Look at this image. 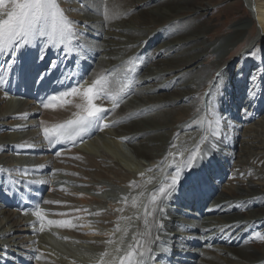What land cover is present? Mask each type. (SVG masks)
Wrapping results in <instances>:
<instances>
[{"label": "bare ground", "instance_id": "1", "mask_svg": "<svg viewBox=\"0 0 264 264\" xmlns=\"http://www.w3.org/2000/svg\"><path fill=\"white\" fill-rule=\"evenodd\" d=\"M79 1L76 21L83 26L73 27L70 43L0 53V239L13 247L0 244V264L4 251L20 264H109L102 254L134 215L135 234L120 243L127 247L122 256L144 253L132 264H264V0H219V25L208 24L212 0H132V10L131 0ZM106 1L118 9L115 20ZM61 54L66 61L44 72ZM38 71L53 78L34 81ZM98 77L118 107L78 145L57 138L52 130L83 114L76 105L85 101L51 97ZM94 103L111 108L110 99ZM216 113L227 126L216 123ZM185 130L181 145L169 151ZM119 143L146 164L125 157ZM197 144L212 152L211 160L183 167L179 190L162 197L159 188ZM52 174L65 176V185L51 186ZM140 190L142 207L131 214L125 194ZM108 191L124 201L93 195ZM37 209L43 221L33 215ZM50 219L69 224L48 225Z\"/></svg>", "mask_w": 264, "mask_h": 264}, {"label": "snow or ice", "instance_id": "2", "mask_svg": "<svg viewBox=\"0 0 264 264\" xmlns=\"http://www.w3.org/2000/svg\"><path fill=\"white\" fill-rule=\"evenodd\" d=\"M74 35L72 22L69 21L63 11L58 7L55 0H0V53L7 52L9 57L16 56L22 49L30 45L48 48H56L65 46L66 40L70 43ZM11 49L12 51H8ZM60 51H64V47H60ZM71 52H65L67 56ZM40 60L44 59V54L39 56ZM15 63L14 60L10 61ZM55 66V64H53ZM219 77V73L217 74ZM43 77H41V80ZM81 96L85 104L76 105L82 109V113H77V119L68 121L64 125H58L52 130L53 134L60 135L62 139L74 141L77 137L82 136L89 129L99 126L102 121L107 118V113L118 107V98L114 95H109L105 89L104 77H98L92 81L91 85L84 86L78 83L72 87L70 91L61 93L60 97L53 96L51 100L55 101L62 97ZM111 100V108H105L102 105H97L94 100ZM45 107L52 106L51 104L44 105ZM224 121L226 126V118L221 113H216V123ZM104 127L109 125L105 123ZM59 130V131H58ZM213 136H219L218 131H213ZM49 131L45 129V138H48ZM206 138L202 137V141ZM199 153V155H198ZM212 152L210 150L202 151L200 145L197 144L195 150L183 162V166H178L174 175H171L170 181H165V184L159 188V192L163 196H170L173 191L179 190L181 181V172L183 167L189 170L194 165L202 166L205 160H211ZM192 192H195V185L192 187ZM155 199V197H153ZM162 211V209H161ZM33 215L43 221L44 217L42 210L37 209ZM48 225L67 226L69 221L48 220ZM163 227V225H161ZM40 231H44V224L41 223ZM259 237V234H257ZM159 239V237H157ZM131 247V246H130ZM120 251L119 247L116 249ZM107 255V253H105ZM138 255L143 257L144 253L139 249L128 251L125 255L120 256V264H132V257ZM40 259V257H36ZM103 260V256L101 257ZM115 259V257L113 258ZM136 264H139L137 260Z\"/></svg>", "mask_w": 264, "mask_h": 264}, {"label": "rangeland", "instance_id": "3", "mask_svg": "<svg viewBox=\"0 0 264 264\" xmlns=\"http://www.w3.org/2000/svg\"><path fill=\"white\" fill-rule=\"evenodd\" d=\"M202 1H205V0H202ZM207 1H211V0H207ZM55 2L57 3V5H58V7H64V9L66 10V14L68 15V17L70 18V20H71V22H75V23H72V27H81V26H83V24H81L80 23V25H79V23L76 21V19H78L80 16H81V13H79V12H77V9L76 8H78L77 7V5H81V3H80V1L79 0H55ZM61 3V4H60ZM220 2H219V0H212V2H211V7H210V9L211 10H209V12H212V14L213 15H210L211 17L210 18H208V20L209 19H212V20H209V22H208V24H210V25H214V23H215V25H219L221 22H223L224 21V16H223V14H222V11L223 10H221L223 7L221 6V5H218ZM133 4H135V3H133ZM137 4V3H136ZM102 5H103V7H105V9H106V11L108 12V16H109V18H110V20L112 21V20H115V16H117V14H118V9H117V7H116V5L114 4V2L113 1H106V2H102ZM75 6V7H74ZM244 7V10L246 9V5H244L243 6ZM76 9V10H75ZM248 9L251 11V8H250V6L248 7ZM129 10H132V0H131V6H130V8H129ZM220 10H221V12H220ZM248 10V11H249ZM76 11V12H75ZM217 11H219L218 13H216ZM247 11V12H248ZM249 13V12H248ZM189 14H193V12H191V13H189ZM76 15V16H75ZM193 15H195V14H193ZM193 15H185V16H182V17H180V18H191ZM208 17V16H207ZM248 17H250V20H251V23L253 22V20H252V14H250V16L248 15ZM72 19H73V21H72ZM179 19V18H178ZM176 20V19H175ZM205 20H207V18L206 19H204L203 21H205ZM215 22H214V21ZM202 21V22H203ZM213 21V22H212ZM174 21H171L170 23H173ZM170 26H172V24L170 25ZM256 24H254V23H252V28L254 29V31L256 32ZM220 28V27H219ZM256 34V33H255ZM210 35H211V33H210ZM77 38H79V36H76ZM35 49H37V47H35ZM66 61V58H62V54L61 55H59V59H57L56 61H54L53 63H52V60L50 61V62H48V66L46 67V69H45V71L44 72H47L48 70H51L52 69V67L54 68L56 65H57V63H58V61L59 62H63V61ZM53 64H55V66H53ZM216 76H217V74H216ZM41 77H43V79L41 80ZM50 78H53V76H52V73H47L46 75H42L41 76V72L40 71H38L36 74H35V76L32 78V79H34V81H37V82H39V83H42V82H44V81H46L47 79H50ZM63 78V77H62ZM39 80V81H38ZM210 86V84L208 85V86H206L205 88H202L201 90H200V93L198 94V103H200V96L202 95V92L203 91H205L208 87ZM58 91H60V88H59V90ZM203 94H204V92H203ZM32 96H30V97H33V95H34V93H32L31 94ZM36 95V94H35ZM35 97V96H34ZM50 103V102H49ZM164 115V114H163ZM42 118L41 116H38L37 117V119H40V118ZM160 117H162V116H160ZM159 117V118H160ZM186 127H188V126H186ZM185 127V128H186ZM184 128V129H185ZM183 129V130H184ZM189 131L188 130H185V131H183V132H181V133H176L175 135H174V140H173V145L172 146H170L169 147V151H174L179 145H181V142H180V140H182V139H184L185 138V134L186 133H188ZM23 134H25V133H23ZM120 145H121V149H120V151L123 153V155L125 156V157H128V156H131V159H133V156H134V158L135 159H133L134 161L135 160H137V161H139L140 163H144V164H146L145 163V161H143V160H141V159H137L136 158V155L133 153V151L131 150V148H129L125 143H119ZM176 147V148H175ZM186 147H188V145H187V143L185 144V145H183V148H186ZM124 148V149H123ZM161 167H163V163L160 165ZM156 169H157V167H156ZM142 173H146V172H148L146 169H144L143 168V170L141 171ZM154 173V176H156V175H159V174H161V170L160 171H156V172H150V174H153ZM52 176V178H51V186L52 185H55L56 184V182H57V184H59V185H62V186H64L65 184L63 183V181H66V178H65V176H63L62 177V175L61 176H58V174H52L51 175ZM152 178H153V175H152ZM152 178H150L149 180H147L144 184H143V186H148L149 184H151V182L153 181V179ZM101 185H103V186H106V187H108L109 188V185H108V183H106V182H104V180H101V182H99ZM77 189L78 190H83V189H85V187H83V186H78L77 187ZM221 189V188H220ZM220 189H218V192L220 191ZM117 190V189H116ZM46 192H49V189H47L46 190ZM97 193H99V192H95L93 195H99V196H102L103 198H105L104 200L105 201H111V202H116V201H124L122 198H118V197H113L114 196V193L112 192V191H108V192H106V194L104 195V194H97ZM143 193H144V191L143 190H140V191H137L136 192V198L134 199V198H132L131 197V192H126V196H127V199H126V201L128 200V201H130L129 199H131V200H134L133 201V203L132 204H134V203H139V202H141V199H142V197H143ZM92 195V194H91ZM1 197V196H0ZM141 198V199H140ZM1 199V198H0ZM78 203V202H77ZM79 204V203H78ZM142 205V204H141ZM141 205H140V207H137V208H135L134 207V209H133V211H132V213L133 212H135V213H137L136 211H138L140 208H141ZM2 206H5V207H7V205L5 204V201L2 203ZM91 207H96V208H102V209H107V206L106 205H104V206H97V204H95V203H92L91 205H90ZM85 207V206H84ZM60 212V211H59ZM131 213V214H132ZM134 214V213H133ZM230 215H233V213H230ZM133 217H136V215H134ZM3 223H5V221L3 222ZM131 223H133V222H131ZM96 228H97V226H96ZM8 230H10V228L8 229ZM4 232V230L2 229V226L0 225V234L1 233H3ZM2 240V241H1ZM0 244H2V245H4L3 247H4V249H12L13 247H11V245L12 244H9L8 243V239H6V238H2V239H0ZM2 258H3V260H2V262H3V264H20L19 262H15L14 261V259L12 258V257H10L9 255H7V253L4 251V252H2V256H1Z\"/></svg>", "mask_w": 264, "mask_h": 264}]
</instances>
